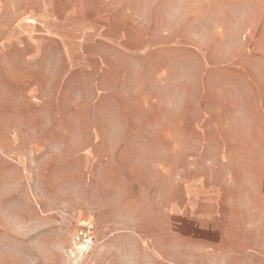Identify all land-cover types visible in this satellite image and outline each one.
Listing matches in <instances>:
<instances>
[{"label":"rangeland","instance_id":"1","mask_svg":"<svg viewBox=\"0 0 264 264\" xmlns=\"http://www.w3.org/2000/svg\"><path fill=\"white\" fill-rule=\"evenodd\" d=\"M157 8L125 48L0 83V264H264V0ZM188 180L229 193L220 253L174 244Z\"/></svg>","mask_w":264,"mask_h":264},{"label":"crops","instance_id":"2","mask_svg":"<svg viewBox=\"0 0 264 264\" xmlns=\"http://www.w3.org/2000/svg\"><path fill=\"white\" fill-rule=\"evenodd\" d=\"M162 4L169 0H0V83H12L16 71L27 69L31 59L40 63L47 54L64 57L71 67L76 60L96 58L104 48L123 43L125 48L131 23L148 20L143 16L156 14ZM137 29L141 36V26ZM175 193L177 198L169 200L164 212L175 225L174 244L180 254L192 246L205 251L216 245L220 253L229 193L191 180ZM144 242L154 257H163L153 237Z\"/></svg>","mask_w":264,"mask_h":264},{"label":"built area","instance_id":"3","mask_svg":"<svg viewBox=\"0 0 264 264\" xmlns=\"http://www.w3.org/2000/svg\"><path fill=\"white\" fill-rule=\"evenodd\" d=\"M82 248H89L92 246L93 238L90 232L82 235Z\"/></svg>","mask_w":264,"mask_h":264}]
</instances>
